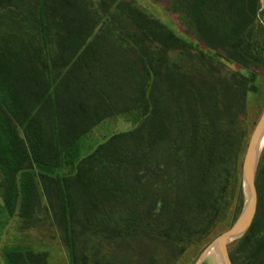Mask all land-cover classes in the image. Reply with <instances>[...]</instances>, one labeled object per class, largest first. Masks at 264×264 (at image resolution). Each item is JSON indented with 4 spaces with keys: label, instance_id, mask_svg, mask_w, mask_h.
Masks as SVG:
<instances>
[{
    "label": "trees",
    "instance_id": "obj_1",
    "mask_svg": "<svg viewBox=\"0 0 264 264\" xmlns=\"http://www.w3.org/2000/svg\"><path fill=\"white\" fill-rule=\"evenodd\" d=\"M41 1L0 0V8L36 20L40 4L44 23ZM50 1L58 26L51 52L49 29L47 50L16 48L0 31L5 226L15 215L33 221L44 192L70 264H88L77 257L76 227L97 241L94 254L105 239L119 249L96 264H177L245 205L251 134L242 118L264 80L262 0H168L181 34L132 0ZM118 116L134 126L89 143ZM256 185L258 212L230 248L233 264H264V151ZM1 255L4 264H48L50 256L25 243Z\"/></svg>",
    "mask_w": 264,
    "mask_h": 264
},
{
    "label": "rangeland",
    "instance_id": "obj_2",
    "mask_svg": "<svg viewBox=\"0 0 264 264\" xmlns=\"http://www.w3.org/2000/svg\"><path fill=\"white\" fill-rule=\"evenodd\" d=\"M141 9L149 12L154 17L161 19L164 23L178 31L179 34L182 26L178 20V16L170 12L167 3L168 0H132ZM43 7L46 9V19L41 23L43 15L40 10V4L37 8L35 19H29L23 12L13 8H0V31L4 34V39L8 44L16 48L23 49V47L30 44H39L47 50V40L44 36V31L49 29L50 43L48 44V51L54 49L55 35L58 30L57 19L51 6L50 0H42ZM261 19L264 21V7L261 12ZM260 83V82H259ZM259 97H258V96ZM264 112V80L261 83V95L250 93L248 96L247 114L242 118L243 125L247 128L249 134H252L257 122ZM50 127V121H45ZM131 116H118L99 124L89 137V143L97 145L106 137L115 133L131 129ZM261 154L259 162L264 151V140L261 146ZM69 167L64 171L68 172ZM244 181V179H243ZM41 205L36 212L33 221H22L19 216L15 215L12 219H8L5 226V217L0 213V231L5 226V231L0 240V264H4L2 259V249L4 246H10L19 243L31 245L38 250H46L49 252L48 264H70L69 254L67 250V243L65 241V233L56 225L52 213L49 210V203L44 192L41 196ZM2 205V198L0 197V206ZM229 220L222 221L218 224L215 230L209 237L204 239L201 243L189 246L188 251L179 259L177 264H223L221 255L215 247L217 237L226 231ZM35 224V225H33ZM29 226V227H25ZM79 227H76V253L79 260L83 261L88 257V264H96L95 259L100 258L101 263L106 260H111L113 255L119 252L116 245H111L112 240H102L101 244H97L98 251L93 253L90 246L97 241L89 240V235L82 233ZM101 240V238L99 239ZM235 245V242L230 244V248ZM229 248V249H230ZM123 252V251H122ZM121 255V253H119ZM124 255H127L124 253Z\"/></svg>",
    "mask_w": 264,
    "mask_h": 264
},
{
    "label": "water",
    "instance_id": "obj_3",
    "mask_svg": "<svg viewBox=\"0 0 264 264\" xmlns=\"http://www.w3.org/2000/svg\"><path fill=\"white\" fill-rule=\"evenodd\" d=\"M264 7V0H262ZM264 140V112L257 122L247 145L242 163V175L246 201L237 220L216 241L215 247L221 255L223 264H233L230 256V244L241 238L252 226L259 206V194L256 185V174Z\"/></svg>",
    "mask_w": 264,
    "mask_h": 264
}]
</instances>
